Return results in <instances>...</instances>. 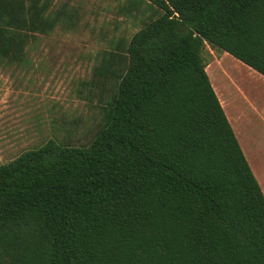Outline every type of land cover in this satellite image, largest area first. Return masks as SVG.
Returning a JSON list of instances; mask_svg holds the SVG:
<instances>
[{
    "label": "trees",
    "instance_id": "trees-1",
    "mask_svg": "<svg viewBox=\"0 0 264 264\" xmlns=\"http://www.w3.org/2000/svg\"><path fill=\"white\" fill-rule=\"evenodd\" d=\"M136 1L158 15L99 54L90 142L0 165V264H264V194L206 70L210 47L264 76V0ZM52 2L0 0V68Z\"/></svg>",
    "mask_w": 264,
    "mask_h": 264
},
{
    "label": "rangeland",
    "instance_id": "rangeland-1",
    "mask_svg": "<svg viewBox=\"0 0 264 264\" xmlns=\"http://www.w3.org/2000/svg\"><path fill=\"white\" fill-rule=\"evenodd\" d=\"M50 11L61 14L56 29L37 37L26 63L0 68V165L51 139L88 144L101 116L85 83L99 54L130 40L145 17L158 15L136 0H53ZM206 60L222 106L234 107L233 94L252 82L247 69L210 47Z\"/></svg>",
    "mask_w": 264,
    "mask_h": 264
},
{
    "label": "crops",
    "instance_id": "crops-1",
    "mask_svg": "<svg viewBox=\"0 0 264 264\" xmlns=\"http://www.w3.org/2000/svg\"><path fill=\"white\" fill-rule=\"evenodd\" d=\"M225 54L233 59L235 64L238 63L240 69L242 67L247 69L249 77L252 78V82L247 83L248 85H240L241 88L238 89L240 94H233L237 96V105L234 107L228 105L227 110L223 108L264 194V76L232 55ZM216 77L221 84L220 78L217 75Z\"/></svg>",
    "mask_w": 264,
    "mask_h": 264
}]
</instances>
